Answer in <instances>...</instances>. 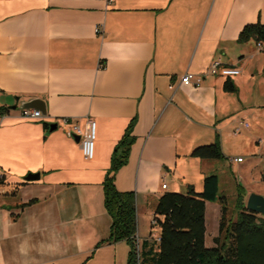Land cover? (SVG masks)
<instances>
[{"label":"crops","instance_id":"obj_1","mask_svg":"<svg viewBox=\"0 0 264 264\" xmlns=\"http://www.w3.org/2000/svg\"><path fill=\"white\" fill-rule=\"evenodd\" d=\"M256 22L264 24V0H0V106L8 108L0 113V264H130L127 242L106 240L102 182L133 119L134 141L114 184L135 192L140 239L164 192H201L214 173L219 191L217 172L236 162L241 173L259 166L264 50L253 38L237 41ZM214 59L240 72L208 74ZM187 72L202 75L198 85L180 84ZM227 79L236 92L224 90ZM35 98L45 113L31 107L41 118L21 117L19 105ZM61 118L82 128L95 120L92 158ZM242 121L249 126L235 134ZM216 138L222 158L191 155ZM232 147L245 158L235 160ZM204 216L207 246L220 203L206 200Z\"/></svg>","mask_w":264,"mask_h":264},{"label":"trees","instance_id":"obj_2","mask_svg":"<svg viewBox=\"0 0 264 264\" xmlns=\"http://www.w3.org/2000/svg\"><path fill=\"white\" fill-rule=\"evenodd\" d=\"M251 38L264 46V24L256 22L244 25L237 41L246 42ZM223 88L230 92L237 90L229 79L224 82ZM4 111H8V108L0 106V113ZM133 123L134 119L115 144L110 166L102 182L103 204L111 219L106 240L126 241L130 247V264H264V218L246 209L244 188L237 184L238 212L235 220L226 221L227 201L225 196L218 193L216 174L204 177L201 192H194L190 186L186 193L167 191L158 198L153 217L159 223L160 240L156 243L148 237L140 239L137 254L135 192L120 191L114 184V175L127 163L134 141ZM191 155L205 159H220L223 156L217 138L213 143L195 147ZM206 200L220 203L218 231L223 233V238L218 243L219 236H215L213 246L205 245ZM228 240L231 241L230 245Z\"/></svg>","mask_w":264,"mask_h":264},{"label":"built area","instance_id":"obj_3","mask_svg":"<svg viewBox=\"0 0 264 264\" xmlns=\"http://www.w3.org/2000/svg\"><path fill=\"white\" fill-rule=\"evenodd\" d=\"M107 2H111V0H107ZM99 31V28L96 29ZM257 48L261 51L264 50V46L262 43L257 42ZM240 72V69L236 65H228L220 62L218 59L212 60L207 68V73L215 76L222 77H230L237 75ZM196 77V78H195ZM202 75L194 76L192 73H185L180 78V84L182 85H198ZM20 116L23 118H27L29 120H37L41 118L42 113L40 110L31 108V107H23L20 109ZM61 125L65 134L69 137L78 136L80 150L85 159L92 158L94 154V142L96 137V122L92 118H86L84 127L82 128L76 121H72L69 118H61ZM248 122L242 121L237 127L234 129V133L237 134L240 132L241 127H248ZM261 141V140H260ZM235 160L240 161L241 157L236 158ZM163 188L166 187V184L163 183L161 185ZM151 240L158 243L160 240V227L158 221L152 217L150 221V232L149 236ZM135 247L137 254L140 249V238L135 236ZM137 264H139L137 262Z\"/></svg>","mask_w":264,"mask_h":264},{"label":"rangeland","instance_id":"obj_4","mask_svg":"<svg viewBox=\"0 0 264 264\" xmlns=\"http://www.w3.org/2000/svg\"><path fill=\"white\" fill-rule=\"evenodd\" d=\"M232 150L234 151L233 156H235V157L240 156L241 158H245V153L243 151H241V149L239 147H232ZM239 168H240V166L236 162V163H234L232 170H231V168L227 167V168H225V171L223 173L217 172V174H219V177H220V187H219L218 193H219V195H224L226 198V201H227L226 202L227 211H226V215H225L226 221L235 220L237 212H238V209L236 207L237 184L241 185L244 188V191H245V193H247V195H249L251 192H254V191H260L262 193V195L264 196V179H263L264 172L262 174L259 173L260 170L261 171L264 170V161H262V163H260V165L257 166L256 168H253L251 170V172H249V173L248 172L241 173ZM211 211H212L211 205H209L207 207L208 230H209L210 225H211V222H210ZM259 216L264 217V214L259 215ZM219 220H220V217H219ZM218 223H219V221H218ZM208 232H210V230ZM217 235L219 236V242L218 243H220L222 241V238H223V236H222L223 233H219V231H217ZM213 238L211 240L210 236L207 235V239H206L207 246H211L212 243L215 245V243L213 242ZM228 242L230 245L231 241L228 240L227 243Z\"/></svg>","mask_w":264,"mask_h":264},{"label":"water","instance_id":"obj_5","mask_svg":"<svg viewBox=\"0 0 264 264\" xmlns=\"http://www.w3.org/2000/svg\"><path fill=\"white\" fill-rule=\"evenodd\" d=\"M20 108H23V107H39L42 111V113L44 114L45 113V107H44V103L42 100L40 99H32V100H29L27 102H22L20 105H19ZM10 108H16V105H12L10 106ZM57 126L56 123H52L50 124L49 126V129L50 130H53L55 129ZM76 140H79L78 137H76ZM38 173H28L25 178L26 179H35L38 177ZM245 207L247 210L251 211V212H254L256 214H259V215H263L264 214V196L261 195V194H258V193H254V192H251L248 197H247V200H246V203H245Z\"/></svg>","mask_w":264,"mask_h":264}]
</instances>
